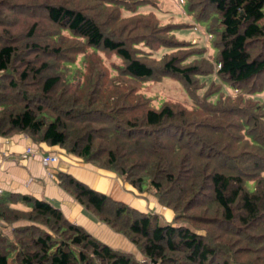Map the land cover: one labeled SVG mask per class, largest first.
Here are the masks:
<instances>
[{
	"label": "trees",
	"instance_id": "trees-1",
	"mask_svg": "<svg viewBox=\"0 0 264 264\" xmlns=\"http://www.w3.org/2000/svg\"><path fill=\"white\" fill-rule=\"evenodd\" d=\"M91 1L111 5L112 22L120 7L135 14L114 28L88 1L0 0V135L59 145L152 192L173 217L162 221L59 172V184L137 253L104 243L46 199L8 193L0 264H264V0H185L210 20L217 48L188 62L178 48L185 40L171 33L178 24L136 13L148 0ZM139 43L176 50L154 64ZM78 53L86 69L71 80ZM99 53L119 58L116 74L107 76ZM163 75L180 81L190 106H151L133 81Z\"/></svg>",
	"mask_w": 264,
	"mask_h": 264
},
{
	"label": "crops",
	"instance_id": "crops-1",
	"mask_svg": "<svg viewBox=\"0 0 264 264\" xmlns=\"http://www.w3.org/2000/svg\"><path fill=\"white\" fill-rule=\"evenodd\" d=\"M27 146L37 152L22 157L21 153ZM47 153L56 154L58 159L44 164L40 154ZM59 172L69 173L93 189L145 211L158 213L164 208V214L168 218L173 217V212L160 205L154 197L149 199L146 196L136 195L139 191L122 181L115 172L86 162L59 145L36 143L22 132L9 136L0 135V195L24 193L46 199L58 206L69 220L82 225L104 243L137 253L136 247L130 240L122 233L111 229L106 223L97 220L59 184L57 181ZM15 205L21 206L19 203ZM0 226H2L1 221Z\"/></svg>",
	"mask_w": 264,
	"mask_h": 264
},
{
	"label": "rangeland",
	"instance_id": "rangeland-1",
	"mask_svg": "<svg viewBox=\"0 0 264 264\" xmlns=\"http://www.w3.org/2000/svg\"><path fill=\"white\" fill-rule=\"evenodd\" d=\"M71 1V0H69ZM88 1L89 7L87 9L88 12L91 14H96L97 19L102 24L110 25L112 24L114 28H118L121 25V22H126L127 18L133 16L134 12H128L127 8L120 7L119 9V17L116 18L114 22L109 21V13L111 10V5H107L106 7H102L101 4L96 3L95 1L91 0H80V3L84 2L83 5H86ZM91 1V2H90ZM83 6V7H86ZM151 11L155 14L159 23H175L178 24L175 26L171 33L172 35L180 39L182 41L185 40L186 43L183 48L186 50L188 56L185 59V62H188L190 59L194 58L195 56L191 55L192 52L203 50L204 56H211L216 53L217 48L213 45V41L215 40V33L211 37L209 34L208 24L210 20H200L197 19L194 14L188 9L187 2L185 0H148L146 3L141 4L137 7L136 13H147ZM132 21V20H131ZM129 21V22H131ZM21 22L16 24V26L20 25ZM103 24V25H104ZM43 26V25H42ZM19 28V27H18ZM139 32V30H137ZM65 34V32H63ZM38 34H42V32H38ZM131 34V33H130ZM138 45L142 46L141 48L145 49V59L152 60L154 64H158L160 57L163 53L176 50V48H170L165 46H159L154 49H150L148 46H145L144 43H139ZM177 48V49H178ZM100 55V63L101 65L107 70V76L114 75L115 71L113 68L114 62H119V58L114 54H103L99 53ZM83 54L78 53L75 55L73 60V64L70 65L68 63V72L72 75H69L71 80H74V75L77 71L84 72L86 68L83 65ZM210 58V57H208ZM116 74V73H115ZM83 76L81 75V79ZM126 80V81H125ZM122 82L130 83L131 81L128 78L121 79ZM137 86V91L144 93V95L149 98L151 106L158 107L164 101H177L186 106H190L192 104L191 100L181 85L180 81L170 75H163L158 79H145L141 81L133 80ZM223 89L227 90L228 92H233L234 89L228 87L227 85H223ZM118 176V175H117ZM119 177V176H118ZM120 178V177H119ZM121 179V178H120ZM122 180V179H121ZM123 181V180H122ZM139 196H146L153 199V197L157 200L156 196L150 191H139ZM158 201V200H157ZM124 202V201H123ZM159 203V202H158ZM160 204V203H159ZM149 206V205H147ZM166 207V206H165ZM167 209H170L166 207ZM163 209L158 212L162 221H171V217L168 218L167 215L164 214ZM145 211V209H142ZM171 210V209H170ZM169 210V211H170ZM172 211V210H171ZM7 234H9V230L4 229ZM202 232V231H200ZM9 264H12L10 261Z\"/></svg>",
	"mask_w": 264,
	"mask_h": 264
},
{
	"label": "built area",
	"instance_id": "built-area-1",
	"mask_svg": "<svg viewBox=\"0 0 264 264\" xmlns=\"http://www.w3.org/2000/svg\"><path fill=\"white\" fill-rule=\"evenodd\" d=\"M37 151L33 150L30 146H27L25 150L21 153L22 157H26L28 154L35 153ZM41 161L44 164L55 162L58 159L56 154H40Z\"/></svg>",
	"mask_w": 264,
	"mask_h": 264
}]
</instances>
